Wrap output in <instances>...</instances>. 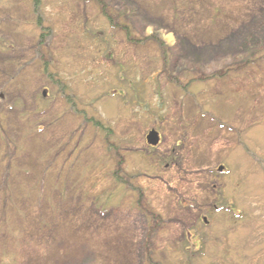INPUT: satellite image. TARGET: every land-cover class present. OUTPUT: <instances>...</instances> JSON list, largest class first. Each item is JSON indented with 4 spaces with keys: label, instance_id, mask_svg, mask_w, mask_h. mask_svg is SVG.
<instances>
[{
    "label": "rangeland",
    "instance_id": "1",
    "mask_svg": "<svg viewBox=\"0 0 264 264\" xmlns=\"http://www.w3.org/2000/svg\"><path fill=\"white\" fill-rule=\"evenodd\" d=\"M3 172L0 264H264V0H0Z\"/></svg>",
    "mask_w": 264,
    "mask_h": 264
},
{
    "label": "trees",
    "instance_id": "2",
    "mask_svg": "<svg viewBox=\"0 0 264 264\" xmlns=\"http://www.w3.org/2000/svg\"><path fill=\"white\" fill-rule=\"evenodd\" d=\"M45 70H47V68ZM16 163L17 159L10 158L7 162V166L5 167V169H7V171H13L17 169V165H15ZM14 175L15 173L13 174V172H3V175L0 177L1 190L5 191L4 200L6 201L11 197V195L13 198L15 197L14 191L12 189L15 184L14 180L16 179Z\"/></svg>",
    "mask_w": 264,
    "mask_h": 264
},
{
    "label": "flooded vegetation",
    "instance_id": "3",
    "mask_svg": "<svg viewBox=\"0 0 264 264\" xmlns=\"http://www.w3.org/2000/svg\"><path fill=\"white\" fill-rule=\"evenodd\" d=\"M127 33V32H126ZM130 33H127V35H129ZM153 130H155V129H152V130H150L149 131V133L151 132V131H153ZM156 131V130H155ZM157 132V131H156ZM149 133H148V135H149ZM158 134H159V137H160V140H159V142H158V144L156 145V146H153V145H150L149 143H148V135L146 136V142H147V144H148V146L151 148H153V149H155L156 147H158V146H160L161 145V143H162V135H161V133H159L158 132ZM169 166L168 165H166L164 168H162L161 169V171H168L169 170ZM219 170L220 171H223L224 170V168L221 166L220 168H219ZM222 173H225V172H222ZM182 205H183V207L184 208H188L189 207V204H187L186 202H182ZM223 205V204H222ZM222 209H223V206H219V205H217V204H215L214 206H213V208H212V210H214V211H222ZM207 211H209V210H207ZM206 218V217H205ZM248 250V249H247ZM246 252V250H241V253L242 254H244ZM243 256H246V257H249V255H247V254H244ZM253 256V255H252ZM239 257L241 258V260H242V255H239ZM249 262V261H248Z\"/></svg>",
    "mask_w": 264,
    "mask_h": 264
},
{
    "label": "water",
    "instance_id": "4",
    "mask_svg": "<svg viewBox=\"0 0 264 264\" xmlns=\"http://www.w3.org/2000/svg\"><path fill=\"white\" fill-rule=\"evenodd\" d=\"M46 94V92H44V95ZM2 96V95H1ZM160 140L159 134L158 132H156L155 130L151 131L148 135V143L150 145L156 146L158 144ZM205 222H208L207 219L205 218L204 220Z\"/></svg>",
    "mask_w": 264,
    "mask_h": 264
}]
</instances>
